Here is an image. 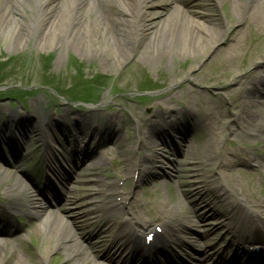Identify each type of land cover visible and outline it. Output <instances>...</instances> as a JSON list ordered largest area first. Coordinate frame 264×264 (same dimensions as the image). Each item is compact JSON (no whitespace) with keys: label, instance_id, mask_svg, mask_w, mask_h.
<instances>
[{"label":"bare ground","instance_id":"6f19581e","mask_svg":"<svg viewBox=\"0 0 264 264\" xmlns=\"http://www.w3.org/2000/svg\"><path fill=\"white\" fill-rule=\"evenodd\" d=\"M212 2L217 6L224 5L223 16L228 20H234L237 27L222 26L208 9L205 10L206 12H201L196 6L182 8L180 7V4H184L182 0H155V2L151 0H0V34L2 37L7 36L5 43L14 53L26 55L25 47L32 44L30 57L34 58L37 55V46L46 49L52 46L60 52L69 50L81 52L86 44H90L89 46L96 51L99 65L108 63L110 70L129 60L131 64L121 76L122 80L129 83L132 77L138 76V68H142L144 64L152 65L166 54L176 58L179 47L187 51L192 58H201L221 41L222 47L216 49L207 67L210 76L206 77L200 71L192 77H188L186 73L178 79L187 78L190 83L195 82L209 88H228L230 80L236 84L235 89L227 93L229 96L227 112L220 109L218 116L212 112L211 102H205L206 95L197 88L181 87L180 89L185 91L183 99L175 97V92L172 91L151 102L150 105L156 110L153 113L155 119L149 121L151 123L149 130L142 128L145 126L144 121L136 122L138 149L150 150L151 153L136 160L133 150L126 149L122 153L125 155L123 158L125 178L122 185L134 172L137 174L134 188L115 194L114 182L111 180L88 179L83 182L85 186L83 184L81 188L82 196L87 195L91 199L103 198L105 211L98 208L86 209L78 212L81 213L79 216H75L77 214L69 210L67 214L71 215V220H68L61 212L65 208L51 209L39 198L41 189L45 193L50 188L45 173L43 179L39 178L41 183L37 187L26 186L23 182L15 184L14 190L8 194L9 205H2L0 208V232L5 234L0 238V248L9 242L8 238L14 228L10 221H4L2 218L12 212H20L23 208L28 217L35 218L39 222L37 233H44L49 238L46 249L51 246L60 248L64 252L65 260L70 264H174L176 259L171 252L183 249V246L189 247L197 254L196 258L192 256L193 264L225 263L222 259H216L218 253L225 260L230 259L233 254H239L245 258L244 262H247L242 264H260V258L264 260V196H253L244 192L240 182L232 175L235 164H245L252 167L257 175L264 177V150H253L254 144L249 140L250 137L261 138L264 142V48L262 47L264 0H212ZM153 5L162 8L160 14L163 16L158 20L153 19L158 12L150 15L146 10ZM25 10H28V18L23 21L21 16ZM166 23H169L168 29L164 26ZM18 25L19 28L16 30ZM244 30L249 31L251 38L241 44L239 35ZM216 34H219V37ZM101 39L109 51L107 56H103L99 50ZM240 53L245 54V57L239 58ZM179 93L182 95L181 91ZM249 97H254L255 100L248 101ZM192 99L198 102L197 110L192 105ZM176 100L182 104L181 111L177 109V116H175L176 112H172L168 115V119L163 121L164 114L170 111L169 104ZM94 112L95 110H91L89 113ZM228 113L232 115L230 122L225 121L229 117ZM183 114L185 115L182 116ZM178 117L179 119L189 117L187 128L177 129L184 122ZM82 118L76 116L71 122L61 123L62 127L55 124L45 125L48 134L56 130L64 133V139L71 153L68 161L77 156L81 157L77 158L78 163L84 162V159L91 156L99 145L109 140L117 144L123 143L122 137L115 132V128L120 124L118 121H107L104 128H100L91 126L89 123L91 121H82ZM30 119L31 117L20 119L17 116L9 122H0V145L5 144L10 149L13 143L17 147L28 139L41 141L44 137L43 127L35 126ZM160 123L162 126L164 124L166 129H158ZM201 125L210 133L211 139L201 146L191 145V153L181 154V159L173 169L179 191L185 184L183 180L186 178L183 174L185 172L190 171L196 176L195 180L201 177L198 176L200 174L204 177L203 173L207 172L206 166L210 169L215 168L221 173L222 178L217 176L212 182L207 183L206 180L210 177L205 176L204 194H201L199 189L196 193L199 194V203L204 205L206 212L200 214L196 208H193L187 213L185 211L187 201L178 196L174 204L161 202L157 206V211L149 212L147 218H144L136 189L142 185V181H145L147 186L152 185L155 177L161 176L162 169L156 162L162 158V152L166 154L174 152L169 144L165 148L161 144L164 141L160 138V131L165 133L166 130L174 128L173 131L179 135V145L186 146L190 129ZM112 126L114 131L110 130ZM225 140L236 145L231 149H218V142ZM17 157V154L13 157L14 165L15 168H20L19 165L16 166ZM45 158L46 164L43 170L50 171L54 179L62 183L54 154L47 151ZM103 165L102 157L94 155L89 167L91 172L83 174H78L74 170L72 172L75 178L81 176L88 178L92 173L97 175ZM0 174L6 175L3 180L14 175L12 172L8 174L4 172L1 162ZM231 175L232 184L226 188L221 180L230 179ZM122 176L119 171L116 180ZM28 177L34 179L37 174L30 172ZM243 177L249 180L248 183H252L250 173H245ZM194 179L190 180V184L191 181H195ZM195 183L197 182L193 185ZM89 185L95 187L91 189L87 187ZM62 190L67 199L66 204L80 199L79 195L71 192L68 187L63 186ZM144 191L149 193L148 189ZM193 191L196 192V189ZM209 191L215 192L216 197L207 195ZM218 197L222 199L224 210L214 204ZM149 205L156 210L151 203ZM98 212L100 215L97 214ZM88 214L95 218L92 224L99 222L93 233L94 239L98 238L96 241L92 237H87L84 232L77 231L78 228L74 225L79 223V217ZM206 217H215L214 223L205 225L203 222ZM157 227L160 228V232H157ZM193 228L196 230H192ZM149 233L153 234L154 242L145 246L142 243L143 235ZM180 233L188 235V240L182 239ZM217 233L221 234L217 244L210 246L203 242L206 237L211 238ZM82 234L89 240V245L80 239ZM127 241L135 247L130 248ZM98 242L103 244L104 250L106 249L102 261L96 258V255L102 253L100 251L98 254L96 250L99 248L96 244ZM245 245L253 247L254 250L250 255H247ZM137 247L142 249H135ZM174 247L177 250H174ZM10 249L14 251L15 248L11 246ZM257 249L258 252H255ZM143 250L146 254H142ZM118 252L124 256L119 255L117 256L119 259L116 258ZM43 254L41 253L39 257H43ZM17 259L20 262L24 261L19 253ZM2 261L3 259H0V262Z\"/></svg>","mask_w":264,"mask_h":264},{"label":"rangeland","instance_id":"374dc122","mask_svg":"<svg viewBox=\"0 0 264 264\" xmlns=\"http://www.w3.org/2000/svg\"><path fill=\"white\" fill-rule=\"evenodd\" d=\"M151 1L155 2V0ZM182 1L184 3L180 4L182 8L185 7L188 9L189 6H196L198 7L197 10L201 12L208 9L212 16L222 23V26H229L231 28L237 27L234 20H228L223 16L224 5L222 7L217 6L213 4L212 0ZM161 9L159 5L146 8V10L150 12V15L158 12V15L153 17L154 20H158L159 17L161 18L163 16L160 14ZM27 11L28 10H25L21 16L23 21L28 18ZM164 26L168 29L169 23H166ZM18 28L19 25L15 29L17 30ZM6 37H2V34H0V122H9L17 116H19L20 119L31 117L30 120L33 121L35 126L40 125L45 129L43 133L44 137L51 144L52 147L50 148L52 152L56 153L58 161L62 164L60 169L62 170L63 176L60 180L62 183L55 182V186L51 188V191H46V194L42 192L39 198L45 201L51 209L65 208L61 212L66 215L68 220H71V215L67 214L69 210L75 212L77 214L75 216H79L81 213L78 212H83L86 209L98 208L102 211L106 209L103 198L100 199L95 197L91 199L87 195L82 196L83 192H81V188L83 184L85 186V183H83L85 180H111L114 182V191H116V193L127 192L134 188V181L137 179V174L134 172L130 175V179L124 181L122 187V182L125 178L123 171L125 164L123 158L125 155L122 153H124L126 149L133 150L132 152L135 160L140 156L151 153L150 150L138 149L139 141L136 127L137 121H144L143 123H145V126L142 128L146 131L149 130L148 128L151 124L149 121L155 119L153 113L154 110H156V108L150 105L151 102H154L158 97L165 96L172 91L175 92V97H182L183 99V93L185 91L183 92V90L180 89L181 87L187 86L190 89L197 88L206 95L204 96L206 99L205 102H211L210 108L212 112L218 116L220 109H223V112H227L226 105L229 103V96L227 93L235 89L236 86L232 80L228 81V88H209L208 86L196 84L195 82L190 83L187 78L185 80L178 79L179 77L182 78L181 75H186V73L188 77H192L196 72L200 71H202L206 77L210 76L207 67L216 49L222 47L221 41L215 45L213 50H210L207 55L201 58H192L187 51L185 52L179 47L177 48L179 54L176 58L171 54H166L160 61H156L152 63V65L144 64L142 68H138V76L135 78L132 77L130 82L126 83V80H122L121 76L130 66L131 62L128 60L121 66H116L110 70L108 63L99 65V59L96 58L98 57L96 56V51L92 46H89L90 44H86V47L81 52L74 50L60 52L59 49H54L52 46L47 49L43 46H37V55L31 58L30 54L32 55V52L30 51L32 44H28L25 47L24 51L26 55H20L14 53L12 49L7 47V43H5V40H7L5 39ZM217 37H219V34ZM250 38L251 35L247 30H244L239 35L241 44H244V42H247ZM31 41H33V38ZM262 47L264 48V41ZM99 50L103 53V56H107L109 53L102 39L100 40ZM241 57L244 58L245 54L240 53L239 58ZM176 75H178V77H176ZM179 91L182 92V95H180ZM247 100L254 101L255 98L249 97ZM197 103L198 102L192 99V105L195 110H197ZM181 105V102L177 100L174 101V103H170V111L166 113V115L164 114L163 121L167 120L168 115L172 114V112H176L177 109L181 111ZM91 110H95V112L92 114L89 113ZM177 114L176 112L175 116H177ZM184 115L185 114L182 116ZM76 116L83 117L82 121H91L89 122L91 126L100 128H104L107 121H118L120 124L115 128V132H118L122 137L124 140L123 143L117 144L115 141L109 140L99 145L91 156L84 159V162L78 163L77 158L81 157L77 156L68 161L69 155L66 150L67 147L62 141L61 135L58 133L60 131L57 132L56 130L53 131L52 134H48L45 123L62 127V125L68 121H73ZM148 116H150V118ZM228 116L229 117L226 118L225 121L230 122L232 120V115L228 113ZM186 119L187 121H185ZM179 120L184 122L177 128L178 130L188 127L189 117H181ZM161 128L166 129L165 125L163 124L162 126L160 123L158 129ZM110 130H113V126ZM173 130L174 128L169 131L166 130L165 133L160 131V138L164 141L161 144L164 148L169 144L171 149L175 151L176 148H178V151L172 152L171 154L162 152V158H159L156 162L157 166L162 169L161 176L155 177L152 185L147 186L145 181H142V185L136 189L138 199L140 200V209L143 211L144 218H147L149 212L157 211V206L161 202L174 204L178 196H181L187 201L185 209L187 213L192 211L193 208H196L200 214L206 212L203 207L204 205L199 203V194L196 193L199 189L201 194H204L203 181L205 180V176L211 179H207V182H212L213 178L219 175L217 174L218 170L212 167L210 169L207 166L205 167L207 172L203 173L204 177L200 174L198 176L201 177L197 180L194 179L196 176H193L190 171L185 172L183 173L184 176H186V178L183 179L185 184L181 188V191H179L178 183H176V178H174L173 169L181 159L179 151H182V154L191 153V145L195 144L196 146H201L207 140L211 139V135L203 125L194 127L190 129L187 135L188 142H186V146H180V142L178 141L179 135ZM249 140L254 144L253 150H264V142L261 138L250 137ZM88 145V147H90V144ZM235 145L234 142L225 140L223 142H218V149H231ZM23 147L24 150H21V153H27L29 155L25 160H18L16 166L19 165L20 168H15L14 160L7 147H2L0 150V162L4 166V172H7V174L8 172H12L14 174L12 177L5 178V180H3V178L6 177V175L0 174V204L2 205H8V194L14 190L15 184L23 182L26 186L33 187L40 184V182L36 181L30 184L24 175L37 167L36 160L38 154L34 156V153L36 152V148H41L42 145L39 146L34 140L28 139L23 144L22 148ZM30 150H33L34 153H30ZM94 155H100L104 161V165L99 173L97 175L92 173L88 178H82V176L75 178V174H73L72 170L78 174L91 172L89 167L91 166ZM31 157H33V159ZM65 160H67L68 163ZM64 163L68 165H64ZM28 164L32 167L28 166ZM189 164H191V162ZM187 168L189 170V166ZM233 170L234 172L232 175L240 182L244 192L253 196H264L263 176L257 175L252 167L245 164H235ZM119 171L123 176L120 177L119 180H116ZM245 173L251 174V178L253 179L252 183H248L249 180L244 179L243 176ZM232 175L230 179L223 180L225 186L232 184ZM191 179H194V182L197 183L193 185L194 182L191 181L192 183L190 184ZM63 186L68 187L71 192L78 194L80 199L75 200L71 204H66L67 199H65V194L62 193ZM87 187L92 189L95 186L89 185ZM145 189H148L149 193H146L144 191ZM193 189H196V192H194ZM207 195L215 198V194L212 191H209ZM210 200L212 201V199ZM85 203L87 204L85 205ZM149 203H151L156 210H153ZM214 204L224 210V207L221 206L217 198ZM24 213H26L25 210L21 208L20 212L14 213L13 216L9 218L13 221V223L11 222L13 225H17V228L15 229L14 225L15 233L13 232L11 237L8 238L9 242L1 247L3 249L0 250V259H3V261L0 262V264H70V262L65 260L64 252L60 248L51 246L49 249H46L49 238L44 233H37L40 227L39 222L31 217H25L26 215ZM97 214L100 215V212ZM4 218L7 219V215ZM79 219V223H74L78 228L77 231H82L87 237H92L93 240H95L93 233L99 222L92 224L95 222V218L89 214L84 217L81 216ZM214 219L215 217H206L203 223L205 225H211V223H214ZM192 230L195 231L196 228ZM80 237L82 241L87 243L86 245H89V240H87L83 234L80 235ZM180 237L188 240V235L186 236L184 233H181ZM219 238L220 234L217 233L213 235L212 238L208 237L205 241L213 245L218 242ZM96 240H98V238ZM96 244H98L99 247L98 249L96 248L98 254L100 251L102 252L100 255H96V258L102 261L106 249L104 250L102 243L98 242ZM11 246L15 248L14 251L10 249ZM183 249L186 250V254L190 256L193 255V252L188 247H183ZM18 253L23 256V262L18 261ZM41 253H44L43 257H39ZM116 255H118V253ZM184 264H193L189 256L184 259ZM262 264H264V262Z\"/></svg>","mask_w":264,"mask_h":264}]
</instances>
